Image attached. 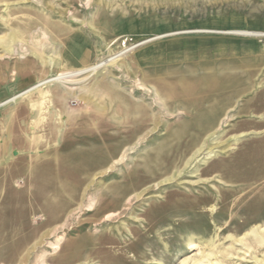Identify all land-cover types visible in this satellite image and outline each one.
Masks as SVG:
<instances>
[{
  "label": "rangeland",
  "instance_id": "rangeland-1",
  "mask_svg": "<svg viewBox=\"0 0 264 264\" xmlns=\"http://www.w3.org/2000/svg\"><path fill=\"white\" fill-rule=\"evenodd\" d=\"M42 255L264 264V0H0V264Z\"/></svg>",
  "mask_w": 264,
  "mask_h": 264
},
{
  "label": "bare ground",
  "instance_id": "bare-ground-1",
  "mask_svg": "<svg viewBox=\"0 0 264 264\" xmlns=\"http://www.w3.org/2000/svg\"><path fill=\"white\" fill-rule=\"evenodd\" d=\"M13 53V52H12ZM49 61V60H48ZM96 67H89V68H86V69H82V70H78L76 72H72V73H69V74H60L57 76L56 79H62L64 77H67L69 75H78V74H83V73H89L93 70H95ZM92 73V72H91ZM40 84H38L37 86L33 87V88H29L27 91L24 92V94H28V93H31L35 88L39 87ZM123 159V156L121 157L120 161ZM111 216L108 217V219L110 218ZM250 233L252 234L254 240L256 241V243H261L262 242V237L260 235L259 232H257L256 230H251ZM42 242V241H41ZM37 263L38 264H45V255H42L38 258L37 260ZM197 264V263H195Z\"/></svg>",
  "mask_w": 264,
  "mask_h": 264
}]
</instances>
